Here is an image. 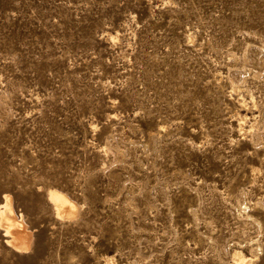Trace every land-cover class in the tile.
<instances>
[{
  "label": "rangeland",
  "instance_id": "rangeland-1",
  "mask_svg": "<svg viewBox=\"0 0 264 264\" xmlns=\"http://www.w3.org/2000/svg\"><path fill=\"white\" fill-rule=\"evenodd\" d=\"M8 195L0 264H264V0H0Z\"/></svg>",
  "mask_w": 264,
  "mask_h": 264
},
{
  "label": "bare ground",
  "instance_id": "bare-ground-1",
  "mask_svg": "<svg viewBox=\"0 0 264 264\" xmlns=\"http://www.w3.org/2000/svg\"><path fill=\"white\" fill-rule=\"evenodd\" d=\"M244 125L245 124H243V126ZM47 194L51 202L52 208L54 212L57 214V216L61 218L73 219L79 215L80 212L79 204L74 202L67 194H65L61 190L58 189L48 190ZM4 202L5 203L0 208V226L4 227L5 232L9 238V242L12 244V246H15L16 248L19 249H23V248L29 249V247H31L30 245L34 237L32 235L33 232H31L30 231L31 229H29L28 226L26 225L27 222L25 223V221L15 213L14 211L15 208L11 203L10 195L6 196V200ZM244 255L239 251L235 252L234 258L237 264L251 263L250 261H248L249 259L246 260ZM108 261H109L108 264H113L112 258H108Z\"/></svg>",
  "mask_w": 264,
  "mask_h": 264
}]
</instances>
